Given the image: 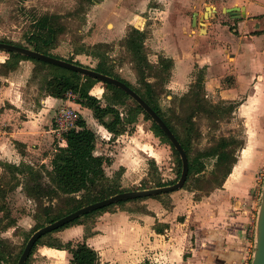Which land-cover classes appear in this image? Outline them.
I'll use <instances>...</instances> for the list:
<instances>
[{
	"label": "crops",
	"instance_id": "0c3cea01",
	"mask_svg": "<svg viewBox=\"0 0 264 264\" xmlns=\"http://www.w3.org/2000/svg\"><path fill=\"white\" fill-rule=\"evenodd\" d=\"M196 2L189 6L193 13L202 9ZM207 3L208 16L204 15ZM205 8L203 15L198 13L196 29L185 35L178 29V20L165 39L162 48L171 55L174 67L168 87L177 90L192 83L194 71L200 68L206 95L234 105L231 118L239 117L245 141L234 154L222 186L198 197L196 191L181 187L159 197L128 200L52 232L62 242L86 241L98 251L101 264H240L251 250L248 231L258 212L264 179V0H208ZM6 54L0 64L10 58ZM36 66L34 60L23 58L7 73H0V179L5 161L34 166L36 159L51 169L58 143L52 131L54 117L59 108L70 106L94 130L95 146L101 135L102 143L93 149L95 154L110 156L104 165L106 174L113 173L109 167L122 168L121 187L140 186L148 174L143 146L121 143V138L132 135L108 130L75 95L56 97L45 86L39 94L27 83ZM105 88L97 81L90 89L102 105L107 104ZM109 142L118 144L106 152ZM147 154L160 162L156 155ZM38 246L32 264H69L72 254L67 249Z\"/></svg>",
	"mask_w": 264,
	"mask_h": 264
},
{
	"label": "rangeland",
	"instance_id": "374dc122",
	"mask_svg": "<svg viewBox=\"0 0 264 264\" xmlns=\"http://www.w3.org/2000/svg\"><path fill=\"white\" fill-rule=\"evenodd\" d=\"M196 1L202 4L201 11L197 10V12L203 15L208 0L182 2L181 0H0V40L26 44L25 34L33 29V19L44 14L55 15L62 29L57 35V41L49 48L51 53L65 59H73L89 67H96L104 61L114 73L129 81L140 91L143 92L148 87L152 88L155 100L160 104L166 118L175 124L182 137L188 135L191 141V157L198 156L204 164V169L195 173L196 175L193 174L189 184L183 187L196 191L195 196L198 197L218 186L215 179L223 178L222 168L229 167L235 158L234 154L245 139L241 137L244 127L239 117L231 118L232 104L221 100L214 101L212 97L206 95L202 79L200 80V68L194 71L195 79L192 83L188 82L185 87L177 90L168 87L169 84L172 85L174 67L167 66V62L162 59L171 58L162 46L165 44V39L174 32L178 20H181L179 21L181 27L178 29L185 35L197 28L199 24L192 25L193 10L189 7L198 4ZM207 12L208 10L204 15L208 16ZM133 27L145 32L140 42L143 41L144 46L141 54H145L147 60L141 63L126 42ZM168 46L166 44L167 48ZM6 52L0 50V59L8 56ZM38 65V68L30 73L27 83L29 86L33 84L41 94L46 80L56 73V69L46 64ZM5 71L6 69L0 65V73ZM98 82L104 85L102 81ZM106 103H113V93L105 88L104 104ZM136 103L129 97L117 103L121 116L126 118L127 130L124 134L133 137L124 136L125 138H121V143L143 146L145 164L143 166L148 172L141 179L140 186L130 189L154 187L156 182L160 181L171 183L177 179L181 169L180 157L169 143L152 131L154 120L136 112L134 109ZM188 127L191 128L187 129ZM100 139L101 135L98 134L96 146L93 144V147L100 146ZM223 139H227L230 143L223 146L220 142ZM116 144L118 142H109V146H104L105 144L103 146L106 152H109L110 149H116ZM59 145V143L54 144L51 160ZM17 147L23 150L19 144ZM212 149L218 152L224 150L228 152L230 158L219 162L216 156H207L205 152ZM147 152L160 158V162L157 164ZM109 157H106L108 163ZM33 161L35 170L42 174L39 182L44 185L49 184L50 178L47 174L49 169L43 167L36 159ZM108 171L113 172L110 176L112 181L106 182L116 183L114 178L120 172L119 169L114 171L109 167ZM260 173L263 179L262 171ZM33 183L26 164L21 163L19 169H14L13 163L4 162V173L0 179V208L3 210L0 211L1 264L15 263L29 235L36 227L42 225L48 216L70 208L73 200L80 198L86 192L93 195L99 190L92 188L89 191L73 194H43L35 197L32 193L29 195L26 190ZM29 198L32 200L30 201ZM257 213L251 219L248 232L256 229ZM249 237L251 250L245 261L251 262L255 249V234ZM42 242L59 243L51 234L44 236ZM37 248L34 253H37ZM34 259L33 254L28 264H32Z\"/></svg>",
	"mask_w": 264,
	"mask_h": 264
},
{
	"label": "trees",
	"instance_id": "16d2710c",
	"mask_svg": "<svg viewBox=\"0 0 264 264\" xmlns=\"http://www.w3.org/2000/svg\"><path fill=\"white\" fill-rule=\"evenodd\" d=\"M33 20H34L33 29L25 34L26 44L16 43L9 40H0V41L27 46L36 49L38 51H41L43 53L60 57L58 55L51 53L49 49L57 41V35L59 31H61L62 29V26L58 22L57 17L51 14H44L42 16L35 17ZM144 34H145L144 31L142 32L139 29L133 27L126 39L128 47H130V49L134 51V54L136 55L137 60L140 63L147 60L145 54L144 55L141 54V50L143 49L144 46H143V41L140 42V40L142 39V36ZM7 52L10 54V58L6 62L0 64L6 69V71L3 73H7L10 69L16 67L18 61L23 58L34 60L37 63L36 68H38L39 66L38 64L40 63L49 65L50 67L56 69V73L49 76L48 80H46V83L44 85L50 95L64 98L68 93L71 92L75 94L76 97L75 100L77 102H80L84 106H87L93 110L94 116L108 130L116 134L127 130L125 126L126 118H123L121 116L119 109L115 106V104L122 102L123 99L125 98L128 97L132 98L122 88L114 84L104 82L106 89L110 90L113 93V103H107L106 105H102L100 98L90 93V89L94 85V83L100 80L93 78L91 76L81 74L80 72L60 66L58 64H53L48 61L41 60L32 56H27L13 51H7ZM162 59H164L167 62V66L173 65L172 58L163 57ZM67 60L81 64L77 61H73V59H67ZM92 68H95L96 70L115 76L125 81L134 90H136L160 114V116L170 126L172 131L175 133V135L182 143L188 155L189 173L187 180L183 185V187H186L191 181L193 174L195 173L197 174L204 169V164L199 160L198 156H195L194 158L191 157L190 154L191 141L188 138V135L182 137L178 133L175 124L166 118V116L162 112L160 104L155 100V93L153 92L152 88L148 87L145 89V91L143 92L140 91L139 89L133 87V85L129 81L114 73L113 70L109 66H107L104 61H101L96 67H92ZM233 108L234 105L231 106L230 108L231 111L233 110ZM134 109L136 110L137 113H143L147 118H151V116L138 103H136ZM108 115L111 116L110 120L106 119ZM192 121L193 120L191 118V123ZM181 124L183 125V123ZM77 125L78 128H72L66 133L65 136L67 139V143L65 145H59L56 147L53 158L51 160L52 167L50 170L47 171V174L49 175L50 178L49 184L44 185L42 182H39V179L42 178V174L38 170H35L32 164L22 163V165L26 164V168L29 171L34 181L33 185L26 190H28L29 195H31L30 193H32L35 197L43 194L44 195H49V194L58 195L59 193L73 194L84 190L89 191L92 188H99V190L97 191L96 194L91 195L92 193L88 192L87 194L86 192L80 198L74 199L73 205L70 208L64 211H59L54 215L48 216L44 221V223L36 227L32 231V233L41 226L49 222H52L62 217L63 215L76 210L77 208L83 205L89 204L94 201H98L100 199L106 198L121 191L129 190L126 188H122L119 183V175L121 173L122 168H120V172L118 173L119 175H117L114 178L116 183L110 184L106 182V181L110 182L112 181V179L110 180V177L105 172L104 165L107 162L105 156L94 153L93 143L96 137L94 130L87 126L86 121L82 117L78 119ZM190 128L191 127H188L187 129ZM152 131L155 133V135H157L158 137L169 143L173 151L179 155L178 151L170 142L169 138L166 136L164 131L155 121L152 124ZM220 142L222 143L223 146H227L230 143L227 139H223ZM205 154L207 156H212V157L216 156L219 162L227 158H230L228 152L224 150L218 152L217 150L212 149L208 152H205ZM234 160L235 158H233V161ZM179 161H181V158H179ZM20 165L17 166L13 164V167L14 169H19ZM181 168H182V162H181ZM230 172L231 169L229 167L222 168L221 175L223 176V178L221 180L218 178L215 179V181L218 183V186L223 185L224 181H226ZM180 174H181V169L179 171L177 179L172 181L171 183L177 181ZM171 183H165L160 181V182H156V186H161ZM1 192L3 191L1 190ZM161 195L162 193L151 196L159 197ZM143 198L144 197H137L132 199L120 200L118 202L85 213L84 215L77 217L76 219L64 224L63 226L53 231L47 232L46 234L42 235L34 244L25 264H28L35 249L40 244L67 249L72 254L69 260V264H101L98 251L92 246H90L86 241L73 242L70 240L67 242H62L58 237H55L52 232L57 231L70 224L81 222L86 217H89L98 211L112 207L115 204H120L128 200H140ZM0 211L3 210L0 208ZM48 234H51L52 236L57 238L59 243L56 244L51 242H42L43 237ZM22 251L23 249L20 251L14 264H16ZM0 258H2L1 252H0Z\"/></svg>",
	"mask_w": 264,
	"mask_h": 264
},
{
	"label": "water",
	"instance_id": "95a60500",
	"mask_svg": "<svg viewBox=\"0 0 264 264\" xmlns=\"http://www.w3.org/2000/svg\"><path fill=\"white\" fill-rule=\"evenodd\" d=\"M210 9L211 7L207 5V10H210ZM228 12L232 16H238L237 11L232 8H228ZM197 16H198V12H194L193 18H192L194 25H196L197 23ZM0 49L5 50V51L18 52V53H21L27 56H32V57H35L41 60L48 61L53 64H58L60 66L80 72L81 74L96 78L102 82H108V83L114 84L122 88L141 107H143V109L151 116V118L161 127V129L164 131L166 136L169 138L170 142L173 144L175 149L178 151L180 158H181V162H182L181 174L178 180L175 181L174 183L161 185V186L137 188V189H129V190L121 191L111 196H108L106 198L100 199L98 201H94L89 204L83 205L77 208L76 210L70 213H67L63 215L62 217L52 222H49L41 226L40 228L36 229L28 238L23 248V251L20 254L16 264L26 263L34 244L37 242V240L42 235L63 226L64 224L76 219L77 217L84 215L85 213H88L92 210H96L101 207L107 206L109 204L118 202L120 200L156 195L160 193L170 192V191L183 187L184 183L187 180L188 173H189V159H188L186 150L184 149L182 143L180 142L178 137L175 135V133L172 131L170 126L160 116V114L129 84H127L125 81L121 80L120 78L106 74L104 72L96 70L95 68H92V67H89L83 64H78V63H75L67 59L54 56V55L46 54V53H43L41 51H38L36 49L30 48L27 46L18 45L15 43H10V42H5V41H0ZM260 197H261V201H260V205L258 208L256 229H255V249H254L253 257L251 259L250 264H264V181H263Z\"/></svg>",
	"mask_w": 264,
	"mask_h": 264
},
{
	"label": "built area",
	"instance_id": "2783aa9c",
	"mask_svg": "<svg viewBox=\"0 0 264 264\" xmlns=\"http://www.w3.org/2000/svg\"><path fill=\"white\" fill-rule=\"evenodd\" d=\"M71 95H75L73 93H68ZM79 113L77 110L70 106H63L58 109L52 126V131L55 134V138L57 139L60 145H65L67 143L66 133L72 129L77 127V122L79 119ZM255 231L248 232L249 236H254ZM251 262L243 260L240 264H250Z\"/></svg>",
	"mask_w": 264,
	"mask_h": 264
}]
</instances>
